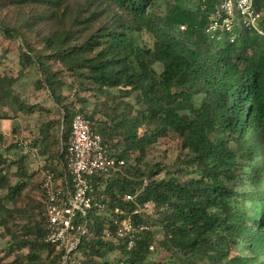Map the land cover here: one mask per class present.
<instances>
[{
  "label": "trees",
  "instance_id": "16d2710c",
  "mask_svg": "<svg viewBox=\"0 0 264 264\" xmlns=\"http://www.w3.org/2000/svg\"><path fill=\"white\" fill-rule=\"evenodd\" d=\"M226 16L219 0H0V117L50 116L30 141L40 167L18 143L17 159L0 154V264H264V34L239 15L228 29ZM32 71L58 116L16 90ZM77 112L124 164L91 178L85 233L67 255L47 240L42 180L49 170L66 185ZM170 134L177 165L148 162ZM37 187V200L23 196ZM125 218L135 229L119 236Z\"/></svg>",
  "mask_w": 264,
  "mask_h": 264
},
{
  "label": "built area",
  "instance_id": "2783aa9c",
  "mask_svg": "<svg viewBox=\"0 0 264 264\" xmlns=\"http://www.w3.org/2000/svg\"><path fill=\"white\" fill-rule=\"evenodd\" d=\"M219 8L227 15L224 24L228 29L234 25L233 18L239 15L246 26L264 34L258 26L260 13L255 0H219ZM216 27L215 22L208 32H213ZM123 164V160L110 156L104 137L92 130L90 119L84 113L77 112L72 122L66 185L57 184L51 171L43 172L42 187L47 196L45 215L49 242L65 248L67 255L74 251L85 233L84 225L77 221L81 217H87L93 203L90 196L91 178L116 170ZM68 174L71 176L70 183ZM116 212L121 213L119 209ZM140 228L145 229L146 226L142 225ZM134 229L131 218H125L119 225L118 234L126 236ZM132 244L133 240L130 241V246Z\"/></svg>",
  "mask_w": 264,
  "mask_h": 264
},
{
  "label": "rangeland",
  "instance_id": "374dc122",
  "mask_svg": "<svg viewBox=\"0 0 264 264\" xmlns=\"http://www.w3.org/2000/svg\"><path fill=\"white\" fill-rule=\"evenodd\" d=\"M166 5L171 10L176 8L174 5H172L169 2L166 3ZM237 30H239V28H237ZM11 59H12L11 64H14L18 67L17 55L12 56ZM3 65L4 64H1L0 67H3ZM38 77L39 74L36 73V71H32L31 73H28L26 78L20 80L15 85L16 90L18 91L25 90L26 92H28L27 94L28 102L39 103L41 105H44V107H48L56 111L55 104L52 98L50 97L48 91H46L45 89L38 90L35 87V82L38 79ZM105 99L106 97L98 96L97 100H99L100 102H104ZM95 101L96 98H92L90 100L91 103H94ZM116 101L118 102V100ZM7 108L3 107V109H1L0 112L3 114L5 111L4 109ZM43 113H44L43 116H41L39 112L35 113L34 115H30L29 117L22 116L20 119H17V121H14L9 118L4 119L3 117L2 118L0 117V133H3L5 136L4 143L0 142V154H3L8 159H14V157L15 159H17L18 150L15 148H9V146L12 145L13 143L20 144L21 147L24 148V151L27 155V160L29 161L27 166L30 171L36 170L37 167H40V165L43 164V161L45 159L38 148L34 149V147L30 145L31 139L33 138L34 134H36V125H39L40 122H42V120L48 119L50 117L46 112ZM53 116L55 117L58 116V112L56 111V114H53ZM17 122H19L20 127L19 129H16V131H14L13 129L14 126L17 124ZM11 132L14 135H11ZM56 136L57 134H55V137ZM181 152H182L181 141L174 134H170L168 136L159 139V142L156 144V146L152 149L151 153L147 157V161L148 162L162 161L163 164L166 165L165 166L166 168H170V167L174 168V166L177 165L176 160ZM161 176H163V173L161 174ZM40 177L41 175L38 176V178ZM38 178L35 181H38ZM37 190L41 195L40 187H37ZM152 209L153 207L149 208L147 213H154ZM157 237L158 239L162 238L161 235H157ZM166 255H167L166 252L158 251L157 255H155V259H161ZM109 259L111 263L116 264L115 254H112V256Z\"/></svg>",
  "mask_w": 264,
  "mask_h": 264
},
{
  "label": "crops",
  "instance_id": "0c3cea01",
  "mask_svg": "<svg viewBox=\"0 0 264 264\" xmlns=\"http://www.w3.org/2000/svg\"><path fill=\"white\" fill-rule=\"evenodd\" d=\"M20 119V118H19ZM19 124V123H18ZM7 133V132H6ZM13 133L11 132V135H12ZM38 178V176L35 178V180ZM36 182H40V178H38V181H36ZM5 194V191L4 190H0V195L1 196H3ZM25 195H27V196H30L31 198H32V202L33 201H35L36 199H38L39 198V196H40V194H39V191L36 189V190H33V188L32 189H28V190H26L24 193H23V196H25ZM19 205H20V203H19ZM22 205H25V202L22 204Z\"/></svg>",
  "mask_w": 264,
  "mask_h": 264
}]
</instances>
